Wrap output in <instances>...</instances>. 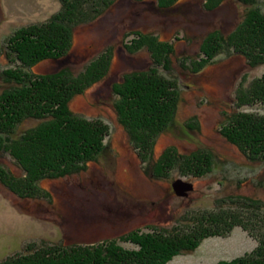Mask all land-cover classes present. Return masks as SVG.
<instances>
[{
    "label": "rangeland",
    "instance_id": "obj_1",
    "mask_svg": "<svg viewBox=\"0 0 264 264\" xmlns=\"http://www.w3.org/2000/svg\"><path fill=\"white\" fill-rule=\"evenodd\" d=\"M97 2L105 3L101 14L74 29L70 52L60 60L41 62L32 70L45 74L69 67L81 73L99 56H111V70L105 79L70 102L73 113L89 120L101 119L108 125L106 149L80 174L43 180L40 185L47 192L46 200L20 199L0 184V262L31 244H97L152 225L170 228L188 212L214 210L216 201L232 195L264 200V189L259 186L264 182V162L249 161L220 133L228 117L238 110V89L260 78L264 65L252 68L242 56L220 55L199 74L182 68L183 61L190 64L197 58L209 32L233 31L242 21L246 6L226 0L209 11L206 0H184L164 10L156 0ZM61 9L62 0H0V73L9 66L2 50L6 40L19 29L47 22ZM137 32L152 33L159 42L174 44L173 71L160 70L176 78L181 91L176 119L157 137L147 161L113 107L114 83L127 73L153 66L146 50L129 53L124 46L135 39L133 33ZM2 85L0 77V93ZM241 112L264 116V105L242 108ZM35 124L22 125L20 133ZM169 149L183 154L210 151L215 157L212 172L198 179L181 177L178 172L169 178H153L147 166ZM12 161L0 156V164L10 169ZM179 181L193 188L180 194L175 187ZM257 245L247 232L236 227L228 236L205 239L195 251L177 256L168 264H218L245 256ZM124 246L133 247L128 243Z\"/></svg>",
    "mask_w": 264,
    "mask_h": 264
},
{
    "label": "trees",
    "instance_id": "obj_2",
    "mask_svg": "<svg viewBox=\"0 0 264 264\" xmlns=\"http://www.w3.org/2000/svg\"><path fill=\"white\" fill-rule=\"evenodd\" d=\"M97 1L62 0L59 13L47 22L17 30L3 46L9 66L0 73V156L10 157L13 168L0 164V184L20 199L46 200L47 192L40 185L43 180L80 174L106 149L108 125L101 119L89 120L73 113L70 102L105 79L111 70V56H99L81 73L69 67L45 74L32 70L41 62L60 60L70 52L74 29L101 14L105 3ZM156 1L165 10L184 0ZM225 1L206 0L205 8L214 11ZM237 1L247 9L242 21L230 33L218 29L209 32L197 58L190 64L182 62L184 70L199 74L220 55L242 56L252 68L264 65V0ZM133 34L135 39L125 48L129 53L146 50L153 66L127 73L114 83L113 107L147 161L157 137L176 119L181 91L178 80L160 70L173 71L174 44L159 42L152 33ZM256 105H264V74L238 89V110L228 117L220 133L249 161L264 162V116L241 112ZM30 122L36 124L20 133L22 125ZM214 160V154L204 149L190 154L169 149L153 164L150 161L147 168L155 179L169 178L173 172L198 179L212 172ZM259 186L264 189V182ZM215 205L214 210L188 212L170 228L152 225L97 244H31L0 264H168L177 256L195 251L205 239L228 236L236 227L247 232L257 248L218 264H264V200L232 195Z\"/></svg>",
    "mask_w": 264,
    "mask_h": 264
},
{
    "label": "water",
    "instance_id": "obj_3",
    "mask_svg": "<svg viewBox=\"0 0 264 264\" xmlns=\"http://www.w3.org/2000/svg\"><path fill=\"white\" fill-rule=\"evenodd\" d=\"M175 187L180 194H183L185 190L192 189L193 185L190 183L179 181L177 182V184H175Z\"/></svg>",
    "mask_w": 264,
    "mask_h": 264
}]
</instances>
